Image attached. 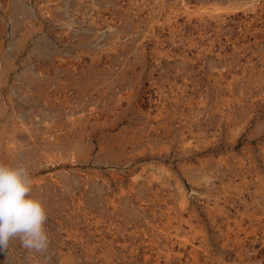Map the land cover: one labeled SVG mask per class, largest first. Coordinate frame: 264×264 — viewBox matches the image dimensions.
Listing matches in <instances>:
<instances>
[{
	"label": "rangeland",
	"instance_id": "rangeland-1",
	"mask_svg": "<svg viewBox=\"0 0 264 264\" xmlns=\"http://www.w3.org/2000/svg\"><path fill=\"white\" fill-rule=\"evenodd\" d=\"M0 162V264H264V0H0Z\"/></svg>",
	"mask_w": 264,
	"mask_h": 264
},
{
	"label": "clouds",
	"instance_id": "clouds-1",
	"mask_svg": "<svg viewBox=\"0 0 264 264\" xmlns=\"http://www.w3.org/2000/svg\"><path fill=\"white\" fill-rule=\"evenodd\" d=\"M33 181L23 166L0 162V251L19 238L23 247L45 251L47 212L43 202L30 195Z\"/></svg>",
	"mask_w": 264,
	"mask_h": 264
}]
</instances>
